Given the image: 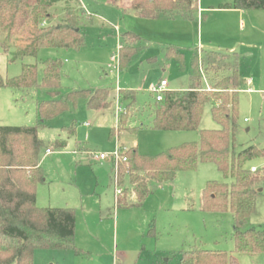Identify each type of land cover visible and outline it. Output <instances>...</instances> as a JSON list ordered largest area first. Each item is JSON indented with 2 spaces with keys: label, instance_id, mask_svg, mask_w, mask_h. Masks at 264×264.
<instances>
[{
  "label": "rangeland",
  "instance_id": "rangeland-1",
  "mask_svg": "<svg viewBox=\"0 0 264 264\" xmlns=\"http://www.w3.org/2000/svg\"><path fill=\"white\" fill-rule=\"evenodd\" d=\"M231 1L198 0V8H202L198 13L150 17L136 15L129 7L131 0H79L84 38L79 49L42 48L36 57L10 61V55L0 47L3 78L18 76L22 64H36L40 80L43 61L52 58L61 61L62 93L103 88L112 94L103 110L88 109L81 98L76 106L69 104L67 111L41 122L37 102L51 99L49 89L0 87V125L37 126L45 181L37 185L36 205L71 207L75 213L74 244L81 253L35 249L33 264H178L182 251L197 248L224 251L237 264H264V252L233 250L234 226L229 210L201 209L207 181H230L214 163L200 162L194 170L178 171L170 182H151V192L141 205L123 207L116 205L112 161L98 162L90 156L109 154L116 148H125L121 149L125 152L132 147L141 154L154 155L198 141L201 129L219 128L210 103L203 108L197 130L151 127L148 106L154 104V96L147 92L148 86L166 80L167 91L187 89L195 63L201 82L205 77L209 87L211 70H218L219 76L235 74L237 78L235 152L249 145L264 148V10H243L240 14L235 9L220 8ZM51 12V22H60L64 4H57ZM126 44L138 51L125 69L119 65V72H109L111 57ZM127 91L135 93L131 104L120 95ZM126 112L128 125L138 127L136 132H118V118ZM112 127L116 133L111 137ZM263 166L264 156L245 164L249 169L255 167L251 173L258 172L261 180L254 187L255 212L244 228L264 230Z\"/></svg>",
  "mask_w": 264,
  "mask_h": 264
},
{
  "label": "trees",
  "instance_id": "trees-1",
  "mask_svg": "<svg viewBox=\"0 0 264 264\" xmlns=\"http://www.w3.org/2000/svg\"><path fill=\"white\" fill-rule=\"evenodd\" d=\"M78 1L0 0V47L10 55V61L24 56L36 57L42 48L82 47V9ZM197 2L131 0L129 7L140 15L150 17L172 13L189 16L196 9ZM59 3L64 4V17L60 22L52 23L54 16L51 9ZM220 8L264 10V0H232ZM88 22L92 23L91 19ZM128 47L126 44L119 49L121 69L127 67L136 52L134 48ZM196 67L195 63L189 89L166 91L162 100L154 99V104L148 106L151 127L162 131L197 130L203 108L210 103L212 118L219 128L201 129L198 141L185 142L154 155L141 154L135 147L127 149V161L119 166L118 184L123 189L122 194L116 197V205L139 206L150 194L151 182H170L178 171L194 170L200 162H211L230 181L206 182L202 189V211L229 210L233 216V250L245 254L262 253L264 230L244 228L255 212L254 187L261 177L258 172L251 173L245 164L253 158L264 156V148L249 145L235 152L239 105L235 74L232 77L219 76L218 70H211V87L206 90ZM61 78V61L47 58L43 61L40 80L36 64H22L18 76L3 78L0 75V87L49 89V94L56 98L37 102V113L41 121L57 117L68 110L69 104L76 106L81 98L86 100L89 109L97 110L109 105L108 90L103 88L94 91L72 90L57 97ZM127 92L120 95L131 104L135 101V93ZM129 120V112L120 114L118 132L137 131L138 127L128 125ZM115 133L112 127L110 136ZM40 148L36 125H0V264H33L35 249L73 250L76 254L81 253L74 244L73 208L36 205V188L44 178L39 162ZM260 173L264 175V166ZM178 264H237V261L224 251L197 248L182 251Z\"/></svg>",
  "mask_w": 264,
  "mask_h": 264
},
{
  "label": "built area",
  "instance_id": "built-area-1",
  "mask_svg": "<svg viewBox=\"0 0 264 264\" xmlns=\"http://www.w3.org/2000/svg\"><path fill=\"white\" fill-rule=\"evenodd\" d=\"M45 24V21L42 23V25ZM111 64H108L107 67L109 71H116L119 72V51L117 54L113 55L111 57ZM206 90H210V87L206 85ZM148 91L154 96V99L156 101L162 100L164 93L167 91V81L166 80H160L159 82L151 85L148 89ZM121 149L125 148H116L113 152L106 154V153H91L90 156L95 161H104V160H111L113 163V181L115 185V194L116 197L119 196L122 193V188L118 184V172H119V166L122 163H125L127 161V157L125 155V152H123ZM49 152V150H47ZM256 170L255 167H251L250 171L254 172Z\"/></svg>",
  "mask_w": 264,
  "mask_h": 264
},
{
  "label": "crops",
  "instance_id": "crops-1",
  "mask_svg": "<svg viewBox=\"0 0 264 264\" xmlns=\"http://www.w3.org/2000/svg\"><path fill=\"white\" fill-rule=\"evenodd\" d=\"M199 9H202V8H198V2H197V6H196V9H195V11L198 13L199 12ZM227 9H233V8H227ZM83 10V9H82ZM236 11H239V13L241 14V12L243 11V10H241V9H235ZM134 11V10H133ZM136 13V15H140L138 12H135ZM173 14H176V13H172V14H169V15H173ZM178 14V13H177ZM167 15V14H166ZM91 21H92V19H91ZM92 23H93V21H92ZM128 34H131V33H128ZM119 49H120V47H119ZM138 51V50H137ZM136 51V52H137ZM135 52V53H136ZM108 68V67H107ZM123 70V69H122ZM192 71V70H191ZM109 72H111V71H109ZM191 75V74H190ZM190 78V77H189ZM204 78V81L202 82V85H203V87H206V85H208V83L206 82V80H205V77H203ZM249 82H250V80H249ZM157 83V82H156ZM151 85H153V84H150L149 86H148V88H147V92L150 94V95H152L149 91H148V89H149V87L151 86ZM167 86H168V82H167ZM192 86V82L190 81V86L187 88V89H189L190 87ZM209 86V85H208ZM39 89V88H38ZM62 88L60 87L59 89H58V96L57 97H60V96H63V95H65L66 93H68L67 91L65 92V93H62ZM120 90V89H119ZM119 90L117 89L116 90V92H119ZM182 90H186V89H182ZM178 91H180V90H178ZM50 95V94H49ZM111 96H112V94L111 93H109L108 92V100H110L111 99ZM51 98H56V97H52L51 96ZM86 101V100H85ZM89 109V108H88ZM103 109H105V108H100V109H97V110H103ZM91 110V109H90ZM42 122V121H41ZM85 124V126H88V123H84ZM47 150H49V152H51V150L50 149H46V152H47ZM49 152H47V153H49ZM99 162V161H98ZM43 177H44V175H43ZM45 181V178H43V181L41 182V183H43ZM41 183H39V184H41ZM36 199H37V195H36ZM37 201V200H36Z\"/></svg>",
  "mask_w": 264,
  "mask_h": 264
}]
</instances>
